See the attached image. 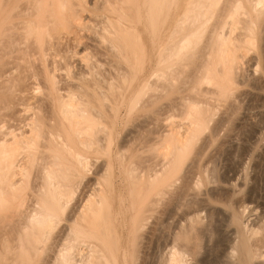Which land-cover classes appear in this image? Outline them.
Wrapping results in <instances>:
<instances>
[{
	"label": "bare ground",
	"instance_id": "1",
	"mask_svg": "<svg viewBox=\"0 0 264 264\" xmlns=\"http://www.w3.org/2000/svg\"><path fill=\"white\" fill-rule=\"evenodd\" d=\"M263 80L264 0H0V264H264V151L201 163Z\"/></svg>",
	"mask_w": 264,
	"mask_h": 264
},
{
	"label": "rangeland",
	"instance_id": "2",
	"mask_svg": "<svg viewBox=\"0 0 264 264\" xmlns=\"http://www.w3.org/2000/svg\"><path fill=\"white\" fill-rule=\"evenodd\" d=\"M90 13H86V15L85 16H87V15H89ZM256 60L255 59H253V61L251 62V63H247V64H249V65H247L246 64V66H244L245 68V73H243V74H245L246 75V77L247 76H249V77H252V72H253V70H254V67L256 66ZM254 64V65H253ZM247 72V73H246ZM254 74V73H253ZM248 77V78H249ZM261 81H262V79H261ZM264 81V80H263ZM263 84H264V82H263ZM247 88V89H246ZM244 89V90H243ZM243 89H242V91L244 92V94H243V96H242V99H241V108L238 110V113L237 114H239V115H237L236 116V118H235V116H234V121H236V122H234L233 121V124H235V126L234 125H232L231 127H229V128H226V129H224V130H222L221 132H220V134H219V136H218V139H216L215 141H213V143L208 147V149H207V151H206V154H205V156H204V159L201 161V163L202 164H204V166H208V167H211V166H214V165H216L217 166V170H216V172H217V174H219V175H222V174H227L228 176L230 175V176H232L235 180L237 179V178H239V180L237 181V184L238 185H242L241 187L243 188V192H241L240 194L238 193L237 194V196L236 197H240V196H242L244 193H245V191H247L248 190V187H250L251 186V184H252V182H250L251 181V179L249 180V179H247V181H249V182H246V186H244L243 184L245 183V181H244V179L242 178V177H244L243 176V173L241 172H239L241 169V166H240V163L242 162V163H246V162H249L250 161V158H252V160H251V164H250V166H253V159H255L256 157H258L259 156V154H260V156L262 155V153H263V151H264V107L262 106V103H263V101H264V93L262 92V90H260V89H253V88H251L250 86H243ZM253 92V93H252ZM245 97V98H244ZM254 100H253V99ZM257 98V99H256ZM260 100V101H259ZM260 103V104H259ZM245 104V105H244ZM18 107H23V106H18ZM18 107H17V109H18ZM21 108L20 109H18L19 111H20V113H18L19 111L18 110H16L15 109V111L17 112V115L19 116V119L16 117V121H11L12 123H16V122H18L17 124L19 125V126H21L22 124H24V122L23 123H21V125L19 124V122H21V121H19L20 120V117L21 116H24L26 113H24V112H22L23 111V108H22V111H21ZM242 110V111H241ZM245 111V112H244ZM263 111V112H262ZM8 112V111H7ZM247 112V113H246ZM255 113V114H254ZM22 114V115H21ZM21 115V116H20ZM244 116V117H243ZM238 117V118H237ZM240 117V118H239ZM253 117V118H252ZM260 119V120H259ZM244 122V123H243ZM263 124H262V123ZM11 123V124H12ZM246 123V124H245ZM16 124H14V126H15ZM18 125H16V126H18ZM234 126V127H233ZM237 126V127H236ZM240 126V127H239ZM246 127V128H245ZM230 128H232L231 130H230ZM244 128V129H243ZM127 129L128 128H126L125 129V133H126V131H127ZM229 129V130H228ZM248 130V131H247ZM226 131V132H225ZM237 131V132H236ZM246 131V132H245ZM123 132V134L121 135V139L125 136V133ZM230 132H231V134H230ZM250 132V133H249ZM226 133V134H225ZM237 133V134H236ZM245 133V134H244ZM249 133V134H248ZM230 135V136H229ZM245 135V136H244ZM251 135V136H250ZM256 136V137H255ZM223 137H224V139H223ZM226 137V138H225ZM238 137V138H237ZM120 139V140H121ZM220 139V140H219ZM222 140V141H221ZM249 140V141H248ZM219 144V145H218ZM220 144H221V146H220ZM252 145V146H251ZM255 145H256V147H255ZM232 146V147H231ZM248 146V148H246ZM240 147V148H239ZM254 147V148H253ZM258 148V149H257ZM222 149V150H221ZM233 149V150H232ZM238 149V150H237ZM245 149V150H249V155H246V154H242L241 152L243 151V150ZM216 150V151H215ZM219 150V151H218ZM232 150V151H231ZM213 151V152H212ZM241 151V152H240ZM250 151H251V153H250ZM252 152H253V154H252ZM258 153V154H257ZM215 154V155H214ZM217 154V155H216ZM223 155V156H222ZM240 155V156H239ZM253 155V156H252ZM209 156H211V157H209ZM215 157V159H213L212 160V158H214ZM218 156V157H217ZM245 156H246V158H245ZM252 156V157H251ZM255 156V157H254ZM259 156V157H260ZM250 157V158H249ZM207 158H208V161H207ZM219 158V159H218ZM240 158V159H239ZM206 159V160H205ZM258 159V158H257ZM210 160V161H209ZM229 160V161H228ZM240 160H242V161H240ZM217 161V162H216ZM206 164H205V163ZM210 164H208V163ZM216 162V163H215ZM213 163V164H212ZM241 163V164H242ZM208 164V165H207ZM227 164H229L231 167L230 168H227V167H229ZM237 166H239L240 168H238ZM231 168H233L232 170H231ZM238 168V169H237ZM194 169L195 168H193L192 170H193V172H194ZM228 169V170H227ZM189 170V169H188ZM187 170V171H188ZM227 170V171H226ZM230 170V171H229ZM236 170H237V172H236ZM249 173H250V175L252 176L253 175V172H254V168L252 167H250L249 168ZM239 172V173H238ZM251 172H252V174H251ZM238 175H240L239 177H238ZM229 176V177H230ZM91 178H94V177H91ZM235 180H234V182H235ZM243 181V182H242ZM220 184H221V186H220ZM248 184V185H247ZM211 185V186H210ZM210 185H208V188L207 187H203L202 189H201V191H200V195H201V197L202 198H204V196H205V199H203L202 200V198L200 197V195L198 196V198L201 200V201H204L205 202V204H208L210 201H208V196L212 193V190H213V192L214 191H216V192H218V191H220L221 189L222 190H224V191H228V192H232V190H236L235 189V187L234 186H231V185H229V184H222V183H219V186H218V184H214V183H212V184H210ZM214 185V187H212ZM253 185V184H252ZM211 188H210V187ZM215 186H216V188L218 189V191L215 189ZM224 187V188H223ZM247 187V188H246ZM209 189L211 190V192L209 191ZM246 189V190H245ZM203 190V191H202ZM237 191H238V189H237ZM258 191H261L260 193H259V195H263L264 196V181H261V182H259V185H258ZM209 192V193H208ZM203 193V194H202ZM203 195V196H202ZM260 200L261 201H263L264 202V197L263 198H260ZM203 202V203H204ZM262 202V203H263ZM211 208V210H213V211H215V212H217V215H218V217L220 218V215H221V218H220V225L222 226V228H224V229H221V226H219V230L221 229V230H223V231H221L220 230V232H221V236L223 237V239H224V243H227L228 242V240L230 239V237H231V235H232V233H233V227L231 228V227H228L227 226V220L226 219H228V217H226L225 216V214L227 215V216H229V212H228V210L224 207V206H222V205H220V204H217L216 202H210L209 204H208ZM252 205H254V204H252ZM217 207V208H213V207ZM221 207V208H220ZM213 208V209H212ZM219 209H221V210H219ZM224 211H223V210ZM217 210V211H216ZM227 210V211H226ZM220 212V213H219ZM227 212V213H226ZM258 213H260V210L259 211H257ZM256 211L254 212V213H250L249 215H251L250 216V220H254L255 218H256V216L258 215V213H257ZM224 213V214H223ZM220 214V215H219ZM223 215V216H222ZM248 215V216H249ZM203 216H204V221L205 220H207V217L206 216H208L207 215V213L206 212H204L203 213ZM225 216V217H224ZM248 216L246 217V219L248 218ZM205 217H206V219H205ZM226 218V219H225ZM222 219H223V221H222ZM224 220L226 221V222H224ZM206 222V221H205ZM224 223V225L222 224V223ZM226 223V224H225ZM231 230L232 232H230V231H228V230ZM227 230V231H226ZM226 232V233H225ZM228 232V233H227ZM224 234H226L225 235V237H227L226 239L227 240H225V237H224ZM215 235V236H214ZM227 235H229V236H227ZM217 236V234H213L211 237L209 236L208 237V242H209V244L210 243H212L213 241H214V239L216 240L217 238H214V237H216ZM229 238V239H228ZM213 240V241H211V240ZM207 242V243H208Z\"/></svg>",
	"mask_w": 264,
	"mask_h": 264
}]
</instances>
